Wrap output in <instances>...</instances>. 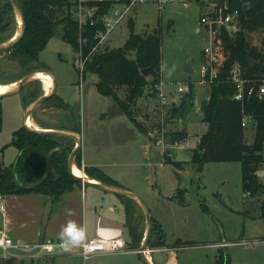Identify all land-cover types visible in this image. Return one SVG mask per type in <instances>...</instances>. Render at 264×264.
I'll list each match as a JSON object with an SVG mask.
<instances>
[{"label": "trees", "instance_id": "trees-1", "mask_svg": "<svg viewBox=\"0 0 264 264\" xmlns=\"http://www.w3.org/2000/svg\"><path fill=\"white\" fill-rule=\"evenodd\" d=\"M19 1L25 14L26 30L22 39L2 55L17 60L21 67L30 70L32 63L39 58V53L46 48L49 40L62 26V38L73 46L75 52L80 51L82 56L87 58L84 76L86 73L95 74L98 91L113 97L131 120L146 131L135 110L139 109V98L150 86L160 82L162 76L160 33L157 30L148 34L136 33L134 23L130 21V33L122 46L93 50L99 43L97 34L105 30L104 24L99 21L95 24L87 22L80 25L75 16L74 0ZM112 2L93 1L91 4L97 6L95 16L104 14ZM228 2L231 9L239 11L240 28L233 34H223L227 58L220 67L218 77L210 84L209 97L202 101V121L207 124V129L193 150V159L200 166L210 161L241 162L242 188L253 198L263 196L259 216L264 219V182L256 174L264 163V98L254 94L246 95L242 100L236 99V86L231 80V69L235 63H239L242 76L246 80L258 82L264 79V0ZM2 22L0 17V30L5 27ZM254 32H262V48L250 42V35ZM144 68H151L148 75L142 72ZM122 91L124 95L121 94ZM41 94H32L31 102ZM23 98L27 107L31 102L26 101L24 96ZM48 101L49 105L68 107L56 94L49 97L45 103ZM192 106L191 90L181 98V103L175 106V115L183 117ZM245 116L253 118L251 124L255 127V133L252 140L247 138L246 127L242 125ZM2 125L3 111L0 104V129ZM184 138L185 132L179 131L175 132L173 139ZM11 143L19 149V155L11 165L0 163V193L42 192L56 200L76 183L82 184L70 173L68 167V158L76 144L72 138L42 135L22 126L14 132ZM79 154L80 150L75 160L81 166ZM167 162L177 167L181 165V162L168 158ZM85 172L103 183L118 185L98 167L86 166ZM184 189H180L178 193L181 201L184 200ZM118 196L125 204L126 226L132 239L131 245L139 248L143 233L136 226L137 219L134 217V208L138 202L127 196ZM202 207L209 212L208 205L202 203ZM153 222L154 230L157 222L154 219ZM154 240L151 236V247L164 245L163 235L159 240ZM213 264H231L229 254L222 249Z\"/></svg>", "mask_w": 264, "mask_h": 264}, {"label": "rangeland", "instance_id": "rangeland-1", "mask_svg": "<svg viewBox=\"0 0 264 264\" xmlns=\"http://www.w3.org/2000/svg\"><path fill=\"white\" fill-rule=\"evenodd\" d=\"M216 1L229 0L193 1L191 4L193 3L195 10L187 0H173L166 5L154 2L138 3L133 6L130 12L131 18L129 20L126 18L117 25L102 42L100 48L122 46L130 33V21L134 22L136 33L148 34L154 30L160 33L162 38V76L160 81H163L162 90L167 95L168 102L163 104L161 99L157 98L156 91L150 86V89L139 98L137 104L139 109L135 110V114L138 120L145 123L151 144H155L157 138L163 140V144L153 146L155 148L149 156L148 162L155 164L150 167V172L153 175L152 181L155 183V175H157L158 187L160 184L162 186L170 185L171 180L174 179L177 188L181 185L186 189L183 201L176 189L172 192L175 200L161 206V211L168 220L166 223L167 239L173 242L180 238L198 245L193 249L196 259L201 256L202 261L199 260L198 264H206V254L212 256L213 252L217 250L216 247H212V243L219 240L248 239L249 244L240 245V248L237 246L236 249L230 248L229 251L233 253L234 264H237L241 258L249 264L254 257L264 256V252H260V249H254V240L264 234V219L259 216L260 202L263 196L253 198L244 192L241 162L210 161L203 166L195 162L193 150L197 147L198 142L195 135H201L207 129V124L202 121L200 110L197 106L194 108V103L183 117L175 115L174 112L175 106L181 103L182 98L172 93L179 82L190 81L194 102L197 97L203 99L205 91L209 87L207 83H201V70L204 61L203 47L206 43V36L199 32L198 27L200 15L209 10L211 3ZM135 14L138 17L136 19ZM0 17L3 19L2 24H5V27L0 30L1 43L10 39L19 26L18 16L11 0H0ZM61 31L62 26L58 28L46 48L39 53V58L32 63L33 67L30 70L34 68L51 69L55 75L57 93L61 90L63 79L76 78L78 81H82L85 93H89V104H91L90 98L93 90L96 91L94 81L97 80V76L92 73H86L84 76L76 68L74 64L76 52L73 46L62 38ZM249 39L252 44L259 48L263 47L262 32L252 33ZM188 67L192 69L190 72L186 71ZM30 70L21 67L17 60L0 54V82L16 81ZM42 87L43 82L33 80L27 83L19 94L24 96L26 101L31 102L32 94L44 93ZM121 94L124 95L123 91ZM107 98L112 100L111 97ZM49 104L50 101L44 103L39 109L45 108ZM144 117L149 118L148 121H145ZM43 126L44 123L41 124V127ZM179 131L185 132L186 138H189V147H176V141L173 138L175 132ZM254 133V125L246 126L248 139L252 140ZM164 152L167 156L166 161L168 158L181 162L179 166L181 169L172 163H162ZM262 166L264 167V163ZM80 167L85 171L86 166L81 163ZM259 179L264 182V177ZM142 198L149 208L154 207L151 198L144 195ZM202 203L208 205L209 212L203 209ZM134 217L137 219L136 226L139 227L144 237L147 222L145 213L139 204L134 208ZM125 234L131 244L132 239L127 226ZM162 235L163 229L157 223L152 238L157 241ZM188 242L180 241V244ZM141 243L138 245L139 248ZM149 248H151L150 244ZM236 250H239L237 254ZM238 254L240 255L238 256Z\"/></svg>", "mask_w": 264, "mask_h": 264}, {"label": "crops", "instance_id": "crops-1", "mask_svg": "<svg viewBox=\"0 0 264 264\" xmlns=\"http://www.w3.org/2000/svg\"><path fill=\"white\" fill-rule=\"evenodd\" d=\"M191 2L193 1H188L195 10ZM130 18L129 14L127 20ZM136 18H138L137 14H135ZM55 94L68 107L48 105L36 110L37 112L33 113L32 118L36 119L35 121L40 125L44 123L42 128L67 129L78 132L82 136L79 158L84 166L98 167L113 178L119 186L129 188L141 196H148L152 199L154 207H150V211L153 219L163 229L165 241L164 245L151 247L153 263L198 264L201 256L196 259L195 252H193V249L198 245L180 238L173 242L167 239L166 223L168 220L161 211V206L175 200L173 191L177 189L179 193L180 189L184 188L181 185L177 188L174 179L171 180L170 185H166L167 187L161 184L158 187L157 175H155V183L152 181L153 175L150 172V167L155 164L149 163L148 160L155 148L153 146L157 145L151 144L145 123L143 125L146 131L131 120L113 97L101 94L97 87L96 91L93 90L91 94V104H89V93H85L84 84L76 78L63 79L60 92L56 91ZM209 94L210 85L205 91L203 99L197 97L195 102L193 100L194 108L197 106L201 117L202 101L207 99ZM17 95L20 94L16 93L0 98L3 111V125L0 129V163L4 165H11L19 155V149L11 142L14 132L23 126L22 117L26 105L23 96ZM107 97H111L112 100ZM148 119L144 117L145 121ZM201 135H195L198 142ZM166 157L164 152L162 163L167 162ZM75 163L77 164L76 160ZM50 200L53 203L44 228L45 209ZM0 228H4L15 241L32 246L38 244L43 235L44 239L65 238L79 241L97 235H112L118 230L123 231L127 240L125 249L100 252L88 258H85L79 249L61 248L55 254L39 251L34 255L15 253L5 255L0 251V264H144L140 248L133 247L125 234L126 211L123 200L117 194L105 192L91 185L76 183L72 189L64 192L56 200L42 192L3 194ZM256 238L254 249L264 252V234ZM180 241L188 243L180 244ZM244 244H249V240L238 238L212 243V247H216L217 250L213 252L212 256L206 254V264H213L222 249H225L229 254L231 264H234L233 253L229 250H231L230 248L236 249L237 246L240 248V245ZM257 244L259 246H256ZM236 251L237 254L239 250ZM241 259L237 264H247V261ZM241 261L243 262L240 263ZM249 264H264V256L254 257Z\"/></svg>", "mask_w": 264, "mask_h": 264}, {"label": "built area", "instance_id": "built-area-1", "mask_svg": "<svg viewBox=\"0 0 264 264\" xmlns=\"http://www.w3.org/2000/svg\"><path fill=\"white\" fill-rule=\"evenodd\" d=\"M75 16L80 25L90 22L95 24L102 22L105 30L100 31L99 43L93 50L100 49V45L107 38L108 34L119 25L125 18L128 17L134 5L138 3L154 2L159 5H166L173 0H112L110 8L101 15H96L97 6L91 4L93 1L102 2L105 0H74ZM240 28V19L238 9H231L228 1L212 2L209 10L202 13L199 19L198 30L205 34L206 43L203 47L204 61L202 63V80L201 83L211 84L219 75L220 67L227 58V50L223 41V34H233ZM87 58L82 56V53L76 52L74 64L76 68L84 74ZM231 80L236 86L234 97L238 100L244 99L246 95L252 96L258 94L260 98H264V79L261 81L246 80L242 76L239 63H235L231 69ZM248 84V85H247ZM156 91L158 98L165 104L168 102V97L164 93L163 81L155 83L151 86ZM191 91L190 81H181L173 90V94L183 97ZM253 122L251 116H245L242 121L243 126H248ZM176 147H189V138L183 140H175ZM157 145L163 144L162 138H157ZM258 177H264V167L256 171ZM3 208V194L0 193V209ZM39 247L40 251L47 254H55L59 249H79L85 258L100 252H110L122 250L127 247V240L124 237L123 231L118 230L112 235L104 236L97 235L91 238H84L79 241H71L65 238H46L36 245L15 241L4 228H0V251L5 254H11V248L30 250Z\"/></svg>", "mask_w": 264, "mask_h": 264}, {"label": "water", "instance_id": "water-1", "mask_svg": "<svg viewBox=\"0 0 264 264\" xmlns=\"http://www.w3.org/2000/svg\"><path fill=\"white\" fill-rule=\"evenodd\" d=\"M11 1H12L13 6H14V9H15L17 16L18 15L21 16L22 23H21L20 28H19V26L17 28V30H19L18 34H17V30H16L15 34L10 39L0 43V54L8 51L13 46H15L22 39V37L24 36L25 30H26L25 14H24V11H23V8H22L20 1L19 0H11ZM150 69L151 68H144V69H142V72L145 75H148L150 73ZM191 70L192 69L190 67L186 68L187 72H190ZM39 71L49 72L53 77L54 86H53V89L50 93L44 92L43 94L38 96L34 101H32L26 107L25 112H24L23 117H22V125L26 129H28L29 131H32L34 133H38V134H42V135H52V136H58V137L72 138L75 141L76 145H75V148L73 149V151L71 152V154L68 158V167H69L70 173L77 180L81 181L83 184L94 186V187L101 189L105 192H110V193H114L117 195L130 197V198H132L138 202V204L142 207V209L145 213L146 222H147V229H146L145 235L143 237V240H142V243L140 246L141 257H142L144 264H154L153 261L151 259H149L145 254L146 249L149 248V242H150V239H151V236L153 233L154 222H153V217H152L150 208H149L148 204L146 203V201L142 198V196L139 195L137 192H135L129 188L123 187V186L106 184V183L101 182L98 179H96V181H92V180H89L88 178H85V177H82V176L75 174L73 171V163H75L76 155L82 147V136L78 132L73 131V130H67V129L32 128L29 126L28 121L32 117L33 113L37 109H39L45 103V101L49 97L53 96L57 91L56 79H55V75H54L53 71L51 69H48V68H34V69L28 71L26 74H24L23 76H21L19 79L16 80L17 84L14 86V88H12L11 90H9L7 92L0 93V98L19 93L22 90L24 85L35 80L34 76ZM52 203H53V201L50 200L46 206V209H45L44 228H45L47 221H48V218H49V213L51 210ZM43 240H44V235H43L41 241H43ZM10 251L12 253L19 254V255H34L40 251V248L35 247L33 249H30V250L11 248Z\"/></svg>", "mask_w": 264, "mask_h": 264}, {"label": "bare ground", "instance_id": "bare-ground-1", "mask_svg": "<svg viewBox=\"0 0 264 264\" xmlns=\"http://www.w3.org/2000/svg\"><path fill=\"white\" fill-rule=\"evenodd\" d=\"M18 22H19V28L22 23L21 16L18 15ZM19 30H17L18 34ZM35 80L43 81L45 86L43 87V91L46 93H50L54 86V80L52 75L49 72L46 71H39L34 76ZM17 84V81H10V82H0V93L7 92L14 88V86ZM36 120V119H35ZM32 117L29 119L28 124L32 128H42L41 125L36 122ZM73 171L75 174L88 178L89 180L96 181V179L90 175H88L78 164L73 163ZM146 256L151 259V252L150 248L146 249L145 251Z\"/></svg>", "mask_w": 264, "mask_h": 264}]
</instances>
